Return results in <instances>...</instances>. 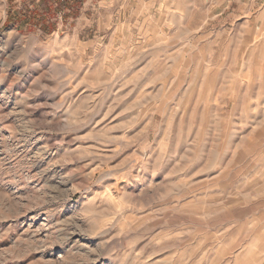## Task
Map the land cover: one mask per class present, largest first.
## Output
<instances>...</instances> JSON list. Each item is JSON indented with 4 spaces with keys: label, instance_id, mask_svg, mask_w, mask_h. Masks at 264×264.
I'll return each instance as SVG.
<instances>
[{
    "label": "rangeland",
    "instance_id": "1",
    "mask_svg": "<svg viewBox=\"0 0 264 264\" xmlns=\"http://www.w3.org/2000/svg\"><path fill=\"white\" fill-rule=\"evenodd\" d=\"M0 264H264V2L0 0Z\"/></svg>",
    "mask_w": 264,
    "mask_h": 264
},
{
    "label": "crops",
    "instance_id": "2",
    "mask_svg": "<svg viewBox=\"0 0 264 264\" xmlns=\"http://www.w3.org/2000/svg\"><path fill=\"white\" fill-rule=\"evenodd\" d=\"M255 2L261 3L264 2V0H255Z\"/></svg>",
    "mask_w": 264,
    "mask_h": 264
}]
</instances>
